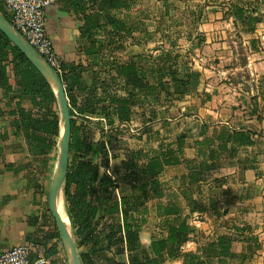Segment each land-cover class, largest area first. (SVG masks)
<instances>
[{
  "label": "crops",
  "instance_id": "0c3cea01",
  "mask_svg": "<svg viewBox=\"0 0 264 264\" xmlns=\"http://www.w3.org/2000/svg\"><path fill=\"white\" fill-rule=\"evenodd\" d=\"M68 2L49 8L47 30L65 76L72 73L66 65L82 69L79 103L97 81L104 82L93 92L98 99L128 98L111 63L140 51L147 55V67L170 50L203 76L193 92L173 103L151 99L146 108L133 105L128 120L114 115L110 125L103 112L76 117L87 141L104 142L110 154L102 174L122 177L127 162L145 166L162 152L182 151L180 162L159 176L161 195L134 213L142 226L141 244L151 249L169 238L171 227L185 225L194 236L179 257L162 252L161 264H264V44H251L264 24V0H136L110 11L120 28L109 26L99 37L104 49L96 64L79 40L83 14ZM257 16L261 21L254 31L241 19ZM231 30L247 36L249 44H236ZM121 44H128L126 50ZM11 111L0 86V253L34 244L32 260L42 254L50 264H70L63 245L54 257L45 253L57 240L50 238L56 223L49 207L56 150L47 162L37 161L12 129ZM239 132L251 143L236 141ZM148 190L152 195L151 186ZM140 194L139 183L127 181L116 192L119 201ZM190 256L196 259L187 263Z\"/></svg>",
  "mask_w": 264,
  "mask_h": 264
},
{
  "label": "trees",
  "instance_id": "16d2710c",
  "mask_svg": "<svg viewBox=\"0 0 264 264\" xmlns=\"http://www.w3.org/2000/svg\"><path fill=\"white\" fill-rule=\"evenodd\" d=\"M68 1L71 9L83 14L79 40L84 53L96 64L104 49L103 40L99 37L109 26L120 28V23L111 16L110 11L129 8L136 0H129L130 3L128 0H92L90 6L85 0ZM0 11L11 20L1 0ZM241 19L247 22L251 31L255 30L253 25L261 21L258 16ZM252 44H255V40ZM153 61L150 67L141 66V60L112 62L111 66L115 67L117 76L123 78L130 96H108L107 102L93 93L98 88L96 85H104V82L97 81L91 94L79 103V92L84 91L82 69L76 71V67L66 65L67 69H72V73L63 76L62 80L72 115L76 116V112L78 115L103 112L112 125L114 115L128 120L132 106L142 103L141 100L139 102L142 97L153 99L157 104H170L193 92L203 80L199 71L181 59L180 54L170 50H162L154 56ZM0 86L4 89L7 104L12 106V129L25 138L30 154L37 161L47 162L57 148L60 130L57 96L44 74L1 30ZM78 119H72L71 160L64 196L83 264H161V253L164 251L171 258L179 257L182 245L194 236L189 228L185 225L171 227L169 238L164 242H154L149 249L140 242L142 226L134 218V213L151 196L161 195L159 176L167 165L180 162L178 158L182 151L162 152L145 166H139L134 161L127 162L126 173L122 177L102 174L101 169L109 166L110 154L104 142L87 141L84 124H79ZM113 138L110 136L109 142ZM234 138L239 142L251 143L244 132H239ZM122 181L139 183L141 194L122 196L119 201L116 192ZM150 186L152 195L148 190ZM54 226L55 231L50 238L57 240L46 249L47 257L56 256L62 248L59 232ZM194 259L196 256L185 257L187 263H192Z\"/></svg>",
  "mask_w": 264,
  "mask_h": 264
},
{
  "label": "water",
  "instance_id": "95a60500",
  "mask_svg": "<svg viewBox=\"0 0 264 264\" xmlns=\"http://www.w3.org/2000/svg\"><path fill=\"white\" fill-rule=\"evenodd\" d=\"M0 30L7 35L12 43L17 46L27 58L44 74L53 87L57 96L60 121L59 134H61V147L58 151V161L49 190V207L54 217L60 239L70 264H83L81 253L77 245L74 230L69 219L64 186L68 174L71 154L70 145L72 137L71 105L67 96V90L62 78L57 72L38 54V52L27 42V40L15 29L12 23L0 11ZM63 202L67 214L68 223L63 218L59 206Z\"/></svg>",
  "mask_w": 264,
  "mask_h": 264
},
{
  "label": "built area",
  "instance_id": "2783aa9c",
  "mask_svg": "<svg viewBox=\"0 0 264 264\" xmlns=\"http://www.w3.org/2000/svg\"><path fill=\"white\" fill-rule=\"evenodd\" d=\"M11 16L15 29L27 40L40 56L63 78L66 75L64 62L57 53L47 30L48 10L60 0H1ZM74 112H76L74 110ZM79 116L76 112V118ZM105 121V119H101ZM106 122V121H105ZM37 253L34 244H22L0 253V264H50L42 254Z\"/></svg>",
  "mask_w": 264,
  "mask_h": 264
},
{
  "label": "rangeland",
  "instance_id": "374dc122",
  "mask_svg": "<svg viewBox=\"0 0 264 264\" xmlns=\"http://www.w3.org/2000/svg\"><path fill=\"white\" fill-rule=\"evenodd\" d=\"M263 7H264V5H263ZM247 27L249 28L250 26L248 25ZM229 31L230 30H228L227 34H230ZM231 33H232L231 36L234 39V41H236V44H249V39L247 38V36L242 37V36H240L239 32H235V31H232V30H231ZM263 33H264V24H263V26H261L259 28V31L256 33L257 36H259V37H256L257 40L255 39V44H264V37H263L264 34ZM52 37H54L53 34H52ZM229 38H231L230 35H229ZM251 44H252V42H251ZM121 46L123 48H125V50H126V47L128 46V44H121ZM145 54L146 53H141V51H140L138 54L134 53L133 55L132 54L125 55V57H127V59H136L137 58V60H141V66H146L145 58H146L147 55H145ZM183 60H186V59L183 58ZM186 61L188 62V60H186ZM139 96L142 97L141 94ZM140 100L142 101V103H140L138 105L145 106L144 108H146L148 106L147 104L151 101V99L144 98V97L140 98L139 102H140ZM112 140L115 143V138H113ZM56 147L57 148H56L55 157L57 158L58 157L57 152L59 151V148L61 147V134H59V136L57 137V145H56Z\"/></svg>",
  "mask_w": 264,
  "mask_h": 264
},
{
  "label": "bare ground",
  "instance_id": "6f19581e",
  "mask_svg": "<svg viewBox=\"0 0 264 264\" xmlns=\"http://www.w3.org/2000/svg\"><path fill=\"white\" fill-rule=\"evenodd\" d=\"M59 210L61 211L62 215H63V218L65 219V221L68 223V218H67V214L65 212V208H64V205H63V202H61L60 206H59Z\"/></svg>",
  "mask_w": 264,
  "mask_h": 264
}]
</instances>
